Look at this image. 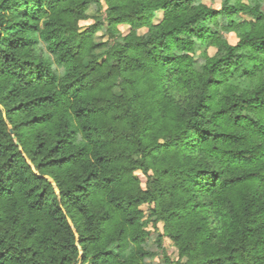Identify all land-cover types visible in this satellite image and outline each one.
I'll return each instance as SVG.
<instances>
[{"label": "trees", "instance_id": "obj_1", "mask_svg": "<svg viewBox=\"0 0 264 264\" xmlns=\"http://www.w3.org/2000/svg\"><path fill=\"white\" fill-rule=\"evenodd\" d=\"M146 204L186 264H264V0H0V264H157Z\"/></svg>", "mask_w": 264, "mask_h": 264}, {"label": "rangeland", "instance_id": "obj_2", "mask_svg": "<svg viewBox=\"0 0 264 264\" xmlns=\"http://www.w3.org/2000/svg\"><path fill=\"white\" fill-rule=\"evenodd\" d=\"M203 3L208 4L210 7L219 9L221 8L222 0H200ZM246 1V0H244ZM98 6L95 3H92L89 8V13L92 15L97 14ZM163 13H159L158 17L155 19V22H158L162 18ZM89 18L87 20H84L81 22L82 25H89L94 23V18ZM243 18L245 19H250L246 14H243ZM219 23L218 25L214 26V29L216 31L222 32V34L225 35V37L232 43L236 44L239 39L236 35V33H228L224 32L222 30V26L225 23V19H218ZM221 26V27H220ZM120 30L123 34H127L131 31V26L127 24H123L120 26ZM148 30V28H142L138 29L137 32L139 34H143ZM105 34V30L103 32H100L97 34L96 39H101L102 36ZM102 52V51H99ZM217 52V47H209L208 53L210 56H213ZM139 178L141 179L142 186L146 188L147 185V178L144 174L139 173L138 174ZM150 209L151 205L146 204L142 206V210L145 212V223L147 225V230L150 233L148 238L146 239L145 247L151 250H154L156 252V255L150 259L151 262H155L157 264H166L167 259L170 260L172 264H186L187 259H181L179 257V251L178 249L172 244L171 240L167 237H165L162 240L161 245L159 246V236L164 232L163 225L161 223L155 224L156 222L154 221L155 219H151L150 217Z\"/></svg>", "mask_w": 264, "mask_h": 264}]
</instances>
